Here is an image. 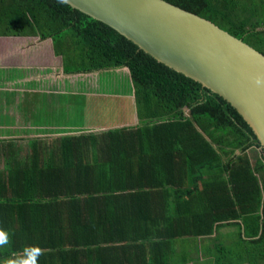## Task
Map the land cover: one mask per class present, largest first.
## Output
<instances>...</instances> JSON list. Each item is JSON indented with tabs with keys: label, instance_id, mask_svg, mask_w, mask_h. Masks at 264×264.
<instances>
[{
	"label": "trees",
	"instance_id": "obj_1",
	"mask_svg": "<svg viewBox=\"0 0 264 264\" xmlns=\"http://www.w3.org/2000/svg\"><path fill=\"white\" fill-rule=\"evenodd\" d=\"M166 1L264 54V0ZM36 38L50 42L65 75L128 69L102 88L130 94L138 123L120 102L121 127L55 123L47 118H81L93 105L82 93L60 94L69 108L49 114L38 94V123L56 136L28 140L24 157L0 139V227L12 239L0 264L32 244L44 249L39 264H153L147 257L158 253L155 264L179 255L185 263L226 224L242 225L240 238L264 258V149L230 103L67 3L0 0V42Z\"/></svg>",
	"mask_w": 264,
	"mask_h": 264
},
{
	"label": "water",
	"instance_id": "obj_2",
	"mask_svg": "<svg viewBox=\"0 0 264 264\" xmlns=\"http://www.w3.org/2000/svg\"><path fill=\"white\" fill-rule=\"evenodd\" d=\"M67 4L221 96L248 123L264 149V54L166 0H68Z\"/></svg>",
	"mask_w": 264,
	"mask_h": 264
},
{
	"label": "rangeland",
	"instance_id": "obj_3",
	"mask_svg": "<svg viewBox=\"0 0 264 264\" xmlns=\"http://www.w3.org/2000/svg\"><path fill=\"white\" fill-rule=\"evenodd\" d=\"M22 43L23 41L20 40L10 41L8 43L0 42V71L6 74V77L0 79V113L8 115L9 117L11 116L15 122H18L15 129L18 132L17 135L21 138H19L20 141H18L17 145L14 146L20 151V157H24L28 153L29 139L37 135L47 134L45 137L56 136L52 131L45 133V131L41 132L34 128L36 126L33 121L36 118L37 122L45 119L41 114H37V107L43 100V97L38 96V94L46 96L44 97V106L49 114H51L55 106L62 107L61 110L59 107L57 108L58 115L63 113V108H69L68 103H61L58 99L60 94L82 93L93 105L92 108L89 107L91 109L90 114H86V116L82 115L81 118L76 117L74 114H70L69 117L65 114L63 119L57 116L56 118H47L55 123L61 121L70 122L74 126L87 125L88 129L93 130L111 128L107 124L115 125L114 127H121L123 125H119L118 122L122 121L120 118V111L122 109L120 107L116 108V104L119 102L130 108L128 112L133 114V124L138 123L130 94L122 96L121 93L116 94L114 90L108 88H106V93L102 88L104 84L118 86L121 83L119 82L120 79L129 77L128 69L118 70L110 74L94 72L89 74L65 75L63 73L62 61L54 55L50 47V42H41L36 38ZM11 74L18 75L17 82L7 81L9 80L7 79L8 76ZM110 75H115V79L120 78L113 80L114 77H112L111 79L114 82H110ZM14 89V95H11V90ZM116 90H119V88ZM116 96L127 98H114ZM81 107L86 112L84 104ZM123 109H126V107ZM58 118L60 119L57 120ZM2 125L12 130L13 128L9 127L14 124L0 123V129H3ZM0 135H4L1 130Z\"/></svg>",
	"mask_w": 264,
	"mask_h": 264
},
{
	"label": "crops",
	"instance_id": "obj_4",
	"mask_svg": "<svg viewBox=\"0 0 264 264\" xmlns=\"http://www.w3.org/2000/svg\"><path fill=\"white\" fill-rule=\"evenodd\" d=\"M7 81L15 82L16 80L9 79ZM14 91L15 89L11 90V95H14ZM10 117L0 113V123L14 124L9 127L13 128L12 130L2 125L3 129L0 130L4 135H0V139H13L14 145H17L18 141H20L19 138H21L17 135L18 132L15 129L18 122H15V120L12 119L13 117ZM33 123L36 126L34 128L38 129V131L49 133V125H40V123L37 122V118ZM53 128L54 127H50L51 130ZM98 131L100 130H95V132ZM46 135H37L35 137L50 138L45 137ZM240 230L244 233V227L238 224H226L222 226L213 237L204 238L201 241H198L193 248L194 251L192 255L185 263H183L179 257L182 247L178 244L175 250L179 253V256L171 257V260L167 264H264V258L260 253L255 254L253 251V245L244 242V239L249 240V237L247 238L246 236H243V238H240ZM152 257H154V259H152ZM147 258L151 262L154 261L153 264H155L156 260L159 261V253L156 255H149Z\"/></svg>",
	"mask_w": 264,
	"mask_h": 264
},
{
	"label": "clouds",
	"instance_id": "obj_5",
	"mask_svg": "<svg viewBox=\"0 0 264 264\" xmlns=\"http://www.w3.org/2000/svg\"><path fill=\"white\" fill-rule=\"evenodd\" d=\"M58 2L66 4L68 0H58ZM257 82L259 83V80ZM11 243V233L0 227V249L10 246ZM44 254V249L39 245H25L18 252L14 251L11 256L7 257L4 264H39L40 257Z\"/></svg>",
	"mask_w": 264,
	"mask_h": 264
}]
</instances>
